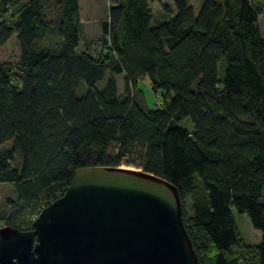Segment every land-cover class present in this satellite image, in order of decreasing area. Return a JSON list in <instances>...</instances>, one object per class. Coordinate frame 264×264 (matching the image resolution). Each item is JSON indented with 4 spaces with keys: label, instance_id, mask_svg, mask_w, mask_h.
<instances>
[{
    "label": "trees",
    "instance_id": "trees-1",
    "mask_svg": "<svg viewBox=\"0 0 264 264\" xmlns=\"http://www.w3.org/2000/svg\"><path fill=\"white\" fill-rule=\"evenodd\" d=\"M150 1L111 0L100 37L84 39L78 0H0V47L15 35L19 48L0 60V183L16 191L0 219L30 228L77 168H141L178 188L199 264H264V0H202L197 13L174 0L158 16Z\"/></svg>",
    "mask_w": 264,
    "mask_h": 264
},
{
    "label": "water",
    "instance_id": "water-1",
    "mask_svg": "<svg viewBox=\"0 0 264 264\" xmlns=\"http://www.w3.org/2000/svg\"><path fill=\"white\" fill-rule=\"evenodd\" d=\"M178 188L141 168L86 166L30 228L0 227V264H199Z\"/></svg>",
    "mask_w": 264,
    "mask_h": 264
},
{
    "label": "rangeland",
    "instance_id": "rangeland-1",
    "mask_svg": "<svg viewBox=\"0 0 264 264\" xmlns=\"http://www.w3.org/2000/svg\"><path fill=\"white\" fill-rule=\"evenodd\" d=\"M190 4L194 8V12L197 13L202 0H189ZM109 3L111 0H80V19L83 23V33L81 38L95 39L100 37L101 28L100 23L106 19ZM166 3L172 9H174V0H152L149 2V7L154 16H158L161 11V4ZM264 16V15H263ZM82 42V40H81ZM19 48L15 39V35L8 38L4 45L0 47V60L9 61L15 63L18 60ZM219 76H223V63L218 64ZM100 85V84H99ZM118 91L122 92L123 78L121 75L117 76ZM139 86L143 89L147 105L150 108H156V101H161L160 91L154 92L149 84L147 77L139 81ZM183 125L193 130L191 122L183 121ZM189 129V130H190ZM127 167V166H122ZM134 168V167H128ZM16 191L9 183H0V215H7L10 213L11 207L6 202L7 198L15 199ZM185 207L187 212L191 211V199L189 196L184 198ZM231 214L236 224L239 235L246 244H254L257 242L258 230L254 229L250 223L249 218L244 213H239L235 208H231ZM29 219L32 217L29 214ZM5 219H0V225H5ZM3 223V224H2ZM259 235V234H258Z\"/></svg>",
    "mask_w": 264,
    "mask_h": 264
},
{
    "label": "crops",
    "instance_id": "crops-1",
    "mask_svg": "<svg viewBox=\"0 0 264 264\" xmlns=\"http://www.w3.org/2000/svg\"><path fill=\"white\" fill-rule=\"evenodd\" d=\"M78 3H79V9H80V0H78ZM81 20V19H80ZM82 22V21H81ZM82 27H83V23H82ZM116 80H117V77H116ZM259 234V235H258ZM256 236H257V242L258 243L260 241V238H261V233L259 232Z\"/></svg>",
    "mask_w": 264,
    "mask_h": 264
},
{
    "label": "built area",
    "instance_id": "built-area-1",
    "mask_svg": "<svg viewBox=\"0 0 264 264\" xmlns=\"http://www.w3.org/2000/svg\"><path fill=\"white\" fill-rule=\"evenodd\" d=\"M36 216H37V215H36ZM36 216H35V217H36ZM35 217H34V218H35ZM2 224H3V223H2ZM0 227H1V225H0Z\"/></svg>",
    "mask_w": 264,
    "mask_h": 264
}]
</instances>
